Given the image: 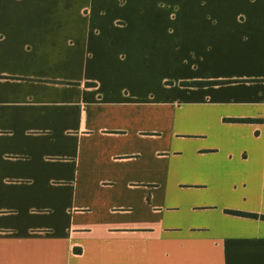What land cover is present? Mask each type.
Masks as SVG:
<instances>
[{"label":"crops","instance_id":"0c3cea01","mask_svg":"<svg viewBox=\"0 0 264 264\" xmlns=\"http://www.w3.org/2000/svg\"><path fill=\"white\" fill-rule=\"evenodd\" d=\"M227 211L264 216V0H0V264H264Z\"/></svg>","mask_w":264,"mask_h":264},{"label":"trees","instance_id":"16d2710c","mask_svg":"<svg viewBox=\"0 0 264 264\" xmlns=\"http://www.w3.org/2000/svg\"><path fill=\"white\" fill-rule=\"evenodd\" d=\"M226 82H191V83H183L185 86H207L210 84H225ZM232 122L236 123H248V122H256V120L251 119H236L231 120ZM228 214L245 217V218H252V219H261L264 220V216H260L258 214H251V213H245V212H237V211H227Z\"/></svg>","mask_w":264,"mask_h":264}]
</instances>
